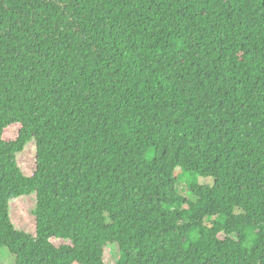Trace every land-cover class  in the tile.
Masks as SVG:
<instances>
[{
  "label": "trees",
  "instance_id": "obj_1",
  "mask_svg": "<svg viewBox=\"0 0 264 264\" xmlns=\"http://www.w3.org/2000/svg\"><path fill=\"white\" fill-rule=\"evenodd\" d=\"M177 170L213 181L190 200ZM31 193L33 233L9 213ZM111 245L110 264H264V0H0V247Z\"/></svg>",
  "mask_w": 264,
  "mask_h": 264
},
{
  "label": "rangeland",
  "instance_id": "obj_2",
  "mask_svg": "<svg viewBox=\"0 0 264 264\" xmlns=\"http://www.w3.org/2000/svg\"><path fill=\"white\" fill-rule=\"evenodd\" d=\"M12 138H15V130L11 131ZM35 143L29 140L23 147V150L17 153V163L25 175H31L35 168ZM177 192L190 200H195L196 197L190 191V183L196 182L201 185L211 184L213 179L211 177H202L193 175L190 172H182L177 170L175 173ZM36 197L35 193L23 195L11 200L9 213L14 226L18 229L25 230L29 233L34 232L35 217L33 210L35 208ZM117 257L116 248L111 245L106 248L103 256L105 264H110L115 261ZM14 256L8 251L7 247H0V264H12Z\"/></svg>",
  "mask_w": 264,
  "mask_h": 264
}]
</instances>
